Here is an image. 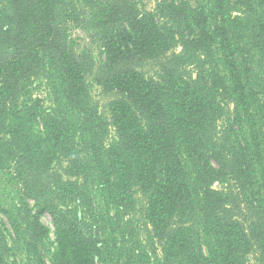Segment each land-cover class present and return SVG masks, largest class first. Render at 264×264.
Listing matches in <instances>:
<instances>
[{"label":"trees","instance_id":"obj_1","mask_svg":"<svg viewBox=\"0 0 264 264\" xmlns=\"http://www.w3.org/2000/svg\"><path fill=\"white\" fill-rule=\"evenodd\" d=\"M0 179V264H264V0H0Z\"/></svg>","mask_w":264,"mask_h":264},{"label":"rangeland","instance_id":"obj_2","mask_svg":"<svg viewBox=\"0 0 264 264\" xmlns=\"http://www.w3.org/2000/svg\"><path fill=\"white\" fill-rule=\"evenodd\" d=\"M143 1H144V6L147 9H151L154 7L157 0H143ZM70 37L75 41V44H76L78 49L89 46L91 48V52L93 53V55L94 56L97 55L96 45L89 42V38H88L87 33L85 31L70 28ZM93 98L98 104H100L103 107L107 103V101L110 97L103 95L102 93H100V91L98 89H95V91L93 93ZM214 185L216 187L218 186V184H216V183ZM18 188H19V186H17V185H14V186L9 188L0 179V202L1 203H7L9 205L17 203V201H18L17 200ZM2 218L4 219V221H6L4 217H2ZM41 222L50 229L49 241H51L53 239V226H52V222H51V217L47 213H45L41 217ZM6 226L8 227L7 223H6ZM23 261H25L24 257L23 258L18 257L19 264H21Z\"/></svg>","mask_w":264,"mask_h":264}]
</instances>
